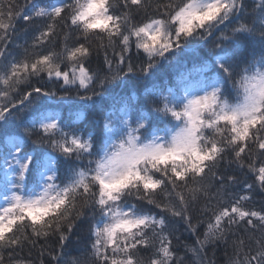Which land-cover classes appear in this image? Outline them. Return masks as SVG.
I'll use <instances>...</instances> for the list:
<instances>
[{
    "label": "snow or ice",
    "instance_id": "1",
    "mask_svg": "<svg viewBox=\"0 0 264 264\" xmlns=\"http://www.w3.org/2000/svg\"><path fill=\"white\" fill-rule=\"evenodd\" d=\"M257 191L264 0H0V264L80 224L88 243L56 264H185L181 223L199 264L220 242L264 264Z\"/></svg>",
    "mask_w": 264,
    "mask_h": 264
},
{
    "label": "trees",
    "instance_id": "2",
    "mask_svg": "<svg viewBox=\"0 0 264 264\" xmlns=\"http://www.w3.org/2000/svg\"><path fill=\"white\" fill-rule=\"evenodd\" d=\"M17 4L23 5L25 3V0H16ZM235 25L229 26V34L230 29ZM25 28V23L22 20L16 21V29L17 32H21L22 29ZM28 34L31 36L32 29H28ZM217 35H220V33H217ZM13 39L16 40V43L23 44L24 43V36L21 34L19 36H16L13 34ZM11 47V44L9 45ZM208 48H211V44L208 45ZM203 54V52L201 53ZM103 52L100 53L99 59H97L96 55L93 54V57L91 59V66L93 68L97 67L98 65L103 66ZM137 64L141 62H145L143 56L140 57V59L135 61ZM176 67L173 65L172 67L165 66L161 70V72L157 76V83L161 82H167L171 80L174 75L176 74ZM39 86V85H36ZM137 95H142L144 92V86L143 84H138L136 88ZM93 118V114L89 113L88 119L84 121V124H90L91 120ZM83 127V125H81ZM35 139V137H33ZM235 167V166H233ZM229 175H233L234 173L229 170ZM249 182H251L252 177L251 175L248 177ZM244 193H241L243 195ZM256 201L257 206L258 202L261 196H264V193H261L259 191L256 192ZM212 203H215V200L212 201ZM153 212H158V209L152 208ZM201 219H205V217H201ZM79 224V222H77ZM195 223V221H193ZM206 225L201 224L199 225V231L198 234H200V239H203L202 233L205 231ZM186 225L181 223L178 225V231L176 235L179 237V240H173V244L178 247V252L180 256H183L185 258V264H199V258L193 254V252L189 251L188 249L190 247L195 246L196 244V235L192 234L189 231L185 230ZM71 242H65L68 246L66 248L61 249L58 244V236H52L48 239H45L41 237L37 244L33 247L30 244H26L22 249H17L15 253L13 254L15 259L23 260L28 262V264H56V261L52 259V254L63 252L65 254L66 260H73L75 259L85 243H88L87 241V230L86 225L80 224L79 227H77L72 233H70ZM232 239H235V237H232ZM204 255V264H229V261L231 259H235L233 248L231 246V242L228 244H225L224 242H220L219 244L207 246L204 249L203 252Z\"/></svg>",
    "mask_w": 264,
    "mask_h": 264
}]
</instances>
